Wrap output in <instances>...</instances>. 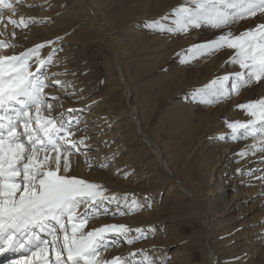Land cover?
<instances>
[{
    "label": "rangeland",
    "instance_id": "rangeland-1",
    "mask_svg": "<svg viewBox=\"0 0 264 264\" xmlns=\"http://www.w3.org/2000/svg\"><path fill=\"white\" fill-rule=\"evenodd\" d=\"M44 1L45 17L37 32L52 37L42 43L61 38L63 44L57 47L54 59L59 58L72 79L63 80L65 92L61 96L86 109L80 113V120L95 117L93 123L87 120L88 133L99 122L106 126L97 140L93 135L86 142L103 147L110 160L107 167L92 163L89 168L77 153L71 158L69 175L101 184L107 190L123 187L133 191L129 196L127 192L116 195L135 199L143 207L135 214L113 217L110 212L118 206L112 204L109 214L101 215L113 220L108 224H138L151 212L156 220L149 225L154 234L149 232L146 239L132 245L112 246L103 259L115 257L113 249L130 247L138 253L147 252L156 264H212L205 242V217L212 232L210 251L218 264H264V180L260 179L264 172L259 171L264 169V163H259L264 153L238 157L236 153L247 150L253 140L230 141L226 126V122L249 119L237 106L264 98V81L209 106L194 99L193 91L239 70L226 63L232 50L180 63L191 46L227 30L239 34L254 28L264 23V16L240 21L230 29H191L185 35L168 36L147 30L145 22L170 13L183 0ZM14 28L11 35L5 29L0 31V41L21 39L14 48L16 54L34 47L28 45L20 27ZM4 51L14 54L12 48ZM51 73L49 67L52 78ZM52 88L45 91L51 94ZM129 106L137 108L136 117L131 118ZM142 133L158 146L167 170L176 174L190 196L171 182L165 185L166 172ZM253 167L254 175L241 174ZM225 180L228 187L240 184L238 197L225 191ZM96 219L90 221L87 230Z\"/></svg>",
    "mask_w": 264,
    "mask_h": 264
},
{
    "label": "snow or ice",
    "instance_id": "snow-or-ice-1",
    "mask_svg": "<svg viewBox=\"0 0 264 264\" xmlns=\"http://www.w3.org/2000/svg\"><path fill=\"white\" fill-rule=\"evenodd\" d=\"M0 7L12 9V4L0 0ZM257 15L264 16V0H183L170 13L146 21L145 27L161 35H185L191 29H230ZM19 23L27 26L23 20ZM60 39L39 43L19 54H6L5 49L17 45L0 41V257L5 264H156L144 251L111 260L102 258V252L120 246L121 241L132 245L146 239L149 232L154 234L151 226L145 230L113 223L85 231L90 221L108 215L112 204L118 205L111 213L113 217L135 214L143 205L135 199L129 201L127 196L108 194L101 184L69 175L75 154L85 156L89 168L92 161L86 145L89 137L75 138L78 131L87 132V127L79 128L80 118L75 115L82 110L68 109L67 115H52L54 107L62 104L54 105L52 101L58 97L50 99L45 91L63 84L48 75ZM46 47L50 52L43 58ZM224 49L232 50L226 63L239 70L193 91V98L205 105L228 100L243 88L264 81V23L239 34L227 30L193 45L181 56L180 63H191ZM237 108L249 119L226 122L230 130L227 139H252L257 143L236 155L246 158L264 153V98ZM241 174L252 176L254 172ZM260 179L264 180V175ZM132 232L136 235H130Z\"/></svg>",
    "mask_w": 264,
    "mask_h": 264
},
{
    "label": "bare ground",
    "instance_id": "bare-ground-1",
    "mask_svg": "<svg viewBox=\"0 0 264 264\" xmlns=\"http://www.w3.org/2000/svg\"><path fill=\"white\" fill-rule=\"evenodd\" d=\"M7 2L12 4V9H7V8L0 7V22H1L0 23V31L5 29L11 35V33H13L15 31L14 30L15 26L16 27H20L21 30H23L24 33L26 34L25 39L28 38V45L29 46H35V45H37L40 42L42 43L43 41H45L47 39V37L52 38L50 36H44L43 34L37 32V30H40V28L42 27V26H39L41 24L40 22L43 21L44 20L43 17H45V11L44 10H45V7H46L47 4L45 3L44 0H7ZM21 20H23L27 26H25L24 24H20L19 22ZM10 21H16V23L12 24V23H10ZM19 36L23 37L24 35L23 36L19 35ZM20 41H22V40L21 39L20 40L9 39L8 42L17 44V42H20ZM61 44H63V42L60 40L58 42V44L55 45V47L57 48ZM49 51H50V49L47 48V47L42 50L43 58L47 57ZM13 53L16 54V51L14 52V49H13ZM57 59H59V58L57 57ZM57 59L55 60V63L52 66H50L51 67V71H53L54 73H61L62 75L53 76L51 78V80H57L58 79V80H60L62 82H63V80H70L71 76H70L68 71L66 72V70H65L66 67L62 64V62H60ZM66 83H68V81ZM64 87H65L64 83L62 85H53V88H52V92L53 93L49 94V98L50 99H51L52 96L58 97V100L52 101V103L54 105L55 104H62V106L59 107V109H58V107H54L55 108V112L52 115L55 116L56 114H60L61 112H64L67 115V110L68 109H76V110H82V111H79V112L75 113V115L79 116L80 113L84 112V110H86V109H84L82 107L78 108V107L73 106L71 103H68L67 102L68 100L64 99L61 96V94L65 92L64 91ZM66 89H68V91H70L68 86H67ZM74 99H76V98H74ZM73 107H75V108H73ZM128 112H129L131 118H133V116L136 117L138 115L137 108L133 107V106H129V111ZM87 120H90L93 123L94 120H95V117H93L91 115L90 117L81 119L80 120V124H79V128L80 129H83V128L89 126ZM104 128H106V126H104L103 123L99 122L98 125L96 127H94L92 130H90L89 133L88 132L82 133V132L78 131L76 133V137L75 138L79 139L82 135L87 136V137L88 136L92 137L93 135H96L94 138H95V140H97V138L100 137V134L104 130ZM141 135H142L143 140H145V143L147 144V146L155 153V156L159 160L160 165L163 167L164 171L166 172V174H165L166 175L165 185L167 183L171 182V183H173V186L175 185V187H177L179 189H182V191H184L186 193V195L190 196L189 190L187 188L185 189L184 187H182V184L180 183L181 181L178 179L176 174L173 173L172 170H171V172H170V170L169 171L167 170L168 169V167H167L168 165L165 163L163 153L158 148V146L155 145V143H153L144 133H142ZM253 143H257V141L253 140L248 145V147H246V149L248 150ZM86 145H89V147H87L88 157L91 158V161H92V163L95 164V167H101L102 164H106L107 165L110 162V160L108 159V157L106 156V154L104 152L103 147L100 146L98 143L97 144L96 143L90 144V143L86 142ZM81 159L85 160V156L81 155ZM252 169H254V167L250 168V171H252ZM225 175H228V173H226ZM220 181L222 182V180H220ZM228 182H229L228 180H225L224 183H223V186L228 188L225 191L228 192V193L231 191L232 194H233V197H238L240 195V193H241V192L238 191V189H240V187H239L240 184H237V185H235L233 187H228ZM172 188H174V187H171V189ZM123 192H127L128 196H129V193H133L132 190L127 189V188H123V187H118V188H113V189H109L108 190V194H116V193H123ZM233 192H235V193H233ZM127 193H125V194H127ZM234 194H235V196H234ZM229 195H230V193H229ZM116 209H117V207H115L113 209V211L110 212V215H112L111 213L116 211ZM151 213H147L145 215V216H147V218L143 219L141 221V223L138 222V224H130V223L125 224L127 222H123L122 224L123 225H127V226H129L130 228H133V229L137 228V227H147V226L152 225L153 223L156 222L155 217H154V213H152V214ZM150 214L152 215V217H151ZM204 220H205L206 226H208L207 227L208 230H207V233H206V239H205L206 241L205 242L207 243V246L210 247V249H211V242H212L211 241V239H212V234L211 233L212 232L210 231L209 223H208V221L206 220L205 217H204ZM109 222H113V220H111V218L109 219V218H105V217L101 216V217L97 218L93 222V224H91L92 227L89 226L88 230H90L92 228H98V227H100L102 225H106ZM119 223H121V222H119ZM121 243L127 244L126 242H123V241H121ZM114 247L118 248L119 246H114ZM210 249H209V257H210V260H211L212 264H218L216 262L215 254L212 253L210 251ZM110 251H111V249H110ZM133 252L138 253L137 250H135L134 248L128 247L126 249H113L111 254L113 256H115V257L116 256L127 257V256H129L130 253H133ZM102 253H103L102 254V258H103V255L106 254V253L105 252H102ZM109 255H110V253H109ZM5 256H7V253H5ZM0 264H5V260H4L3 257H0Z\"/></svg>",
    "mask_w": 264,
    "mask_h": 264
}]
</instances>
